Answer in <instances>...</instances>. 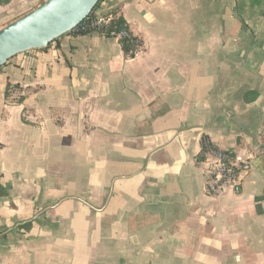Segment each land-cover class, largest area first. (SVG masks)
Wrapping results in <instances>:
<instances>
[{"label":"crops","instance_id":"obj_1","mask_svg":"<svg viewBox=\"0 0 264 264\" xmlns=\"http://www.w3.org/2000/svg\"><path fill=\"white\" fill-rule=\"evenodd\" d=\"M101 8L135 55L68 33L0 68V264H264V0ZM203 140L247 163L239 193Z\"/></svg>","mask_w":264,"mask_h":264},{"label":"water","instance_id":"obj_2","mask_svg":"<svg viewBox=\"0 0 264 264\" xmlns=\"http://www.w3.org/2000/svg\"><path fill=\"white\" fill-rule=\"evenodd\" d=\"M98 0H46L37 9L0 30V68L16 55L46 48L70 33Z\"/></svg>","mask_w":264,"mask_h":264},{"label":"built area","instance_id":"obj_3","mask_svg":"<svg viewBox=\"0 0 264 264\" xmlns=\"http://www.w3.org/2000/svg\"><path fill=\"white\" fill-rule=\"evenodd\" d=\"M103 2L99 9L91 12L81 23H79L72 31L79 33L88 28L97 27L101 24H108L118 16L114 12H107L106 16L102 14L104 11L102 7ZM122 33L117 35L120 38ZM140 49L137 46L136 50L130 51L128 56H133ZM203 154L208 155L210 160L207 164V183L209 188L213 191H223L231 189L235 193L241 191V175L246 172L247 163L237 156H232L228 151H219L212 147L206 141H202Z\"/></svg>","mask_w":264,"mask_h":264},{"label":"trees","instance_id":"obj_4","mask_svg":"<svg viewBox=\"0 0 264 264\" xmlns=\"http://www.w3.org/2000/svg\"><path fill=\"white\" fill-rule=\"evenodd\" d=\"M10 1L11 0H0V6L7 5L10 3ZM103 1L104 0H98L92 12L99 9ZM107 14H108L107 12H104L102 15L106 16ZM119 33H122V36L118 38V41L121 45L122 51L126 55H128L130 51L136 50L137 46L141 47L140 40L134 37L130 33L125 21L119 16L108 24H101L98 25L97 27L88 28L79 33H76L74 31L70 32V34L79 35V36L87 35V34H99L107 38H117V35ZM56 41L57 40L53 41L52 43H55ZM52 43H50L49 45H51Z\"/></svg>","mask_w":264,"mask_h":264}]
</instances>
